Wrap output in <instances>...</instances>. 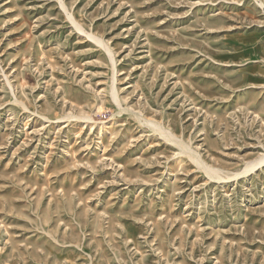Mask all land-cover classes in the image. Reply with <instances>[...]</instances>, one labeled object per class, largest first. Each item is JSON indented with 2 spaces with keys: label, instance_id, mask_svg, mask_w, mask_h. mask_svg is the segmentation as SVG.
<instances>
[{
  "label": "rangeland",
  "instance_id": "obj_1",
  "mask_svg": "<svg viewBox=\"0 0 264 264\" xmlns=\"http://www.w3.org/2000/svg\"><path fill=\"white\" fill-rule=\"evenodd\" d=\"M263 157L264 0H0V264H264Z\"/></svg>",
  "mask_w": 264,
  "mask_h": 264
},
{
  "label": "bare ground",
  "instance_id": "obj_2",
  "mask_svg": "<svg viewBox=\"0 0 264 264\" xmlns=\"http://www.w3.org/2000/svg\"><path fill=\"white\" fill-rule=\"evenodd\" d=\"M186 150V149H185ZM187 151V150H186ZM188 153V152H187ZM264 160V157L262 158V160L261 161H263ZM211 172H213V173H216V170H213V169H211V168H208Z\"/></svg>",
  "mask_w": 264,
  "mask_h": 264
}]
</instances>
